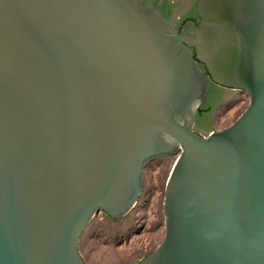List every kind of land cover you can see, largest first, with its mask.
<instances>
[{
    "label": "water",
    "instance_id": "95a60500",
    "mask_svg": "<svg viewBox=\"0 0 264 264\" xmlns=\"http://www.w3.org/2000/svg\"><path fill=\"white\" fill-rule=\"evenodd\" d=\"M0 0V264H89L78 236L124 215L177 153L163 234L135 264H264V0ZM210 82L246 92L195 127Z\"/></svg>",
    "mask_w": 264,
    "mask_h": 264
},
{
    "label": "rangeland",
    "instance_id": "374dc122",
    "mask_svg": "<svg viewBox=\"0 0 264 264\" xmlns=\"http://www.w3.org/2000/svg\"><path fill=\"white\" fill-rule=\"evenodd\" d=\"M205 117L195 120L201 131L221 128L234 120L247 104L244 90L224 89ZM177 151L145 162L142 188L133 206L122 216L96 211L78 236V250L89 264H135L152 250L163 234L164 182Z\"/></svg>",
    "mask_w": 264,
    "mask_h": 264
},
{
    "label": "flooded vegetation",
    "instance_id": "af4514ba",
    "mask_svg": "<svg viewBox=\"0 0 264 264\" xmlns=\"http://www.w3.org/2000/svg\"><path fill=\"white\" fill-rule=\"evenodd\" d=\"M147 1L156 2L157 0ZM161 2L162 6L167 9L168 16L172 19V21H174L177 27L188 19L194 21L195 23L197 22L198 17L194 8L195 0H161ZM215 85L218 93H222L224 89L228 88L217 84Z\"/></svg>",
    "mask_w": 264,
    "mask_h": 264
},
{
    "label": "trees",
    "instance_id": "16d2710c",
    "mask_svg": "<svg viewBox=\"0 0 264 264\" xmlns=\"http://www.w3.org/2000/svg\"><path fill=\"white\" fill-rule=\"evenodd\" d=\"M218 91H217V87L215 85V83L210 82V86L209 89L206 93V96L203 100V102L201 103V105H199L197 107V111H196V115H195V119L199 118V117H205L211 110L213 104L217 101L218 99ZM104 213V212H103ZM105 214V213H104ZM107 215V214H106Z\"/></svg>",
    "mask_w": 264,
    "mask_h": 264
}]
</instances>
